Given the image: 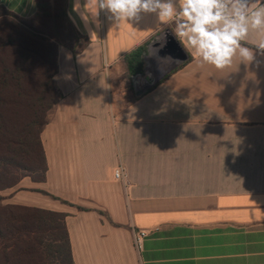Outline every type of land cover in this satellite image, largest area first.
I'll return each instance as SVG.
<instances>
[{
  "label": "crops",
  "instance_id": "obj_1",
  "mask_svg": "<svg viewBox=\"0 0 264 264\" xmlns=\"http://www.w3.org/2000/svg\"><path fill=\"white\" fill-rule=\"evenodd\" d=\"M0 5L23 19L37 11L35 0ZM66 14L78 40L57 48L61 98L41 133L46 180L23 178L4 203L66 214L75 264H264L258 30L241 42L253 62L237 54L218 71L185 50L155 81L144 59L128 78L125 56L166 29L174 35V21L143 14L117 24L95 0H67ZM139 230L148 234L141 251Z\"/></svg>",
  "mask_w": 264,
  "mask_h": 264
},
{
  "label": "trees",
  "instance_id": "obj_2",
  "mask_svg": "<svg viewBox=\"0 0 264 264\" xmlns=\"http://www.w3.org/2000/svg\"><path fill=\"white\" fill-rule=\"evenodd\" d=\"M23 19L0 5V191L23 178L44 182L41 133L61 95L54 82L57 48L74 47L67 0H35ZM146 46L125 56L128 78L143 70ZM0 264H75L66 214L4 204L0 196Z\"/></svg>",
  "mask_w": 264,
  "mask_h": 264
},
{
  "label": "clouds",
  "instance_id": "obj_3",
  "mask_svg": "<svg viewBox=\"0 0 264 264\" xmlns=\"http://www.w3.org/2000/svg\"><path fill=\"white\" fill-rule=\"evenodd\" d=\"M91 3V0H88ZM95 0L109 20L138 22L143 14H155L159 21L175 22L174 35L200 65L218 71L228 69L239 55L242 62L256 60L253 51L241 42L249 30H258L256 44L264 56V0ZM171 59V58H169ZM257 63H260L257 61Z\"/></svg>",
  "mask_w": 264,
  "mask_h": 264
},
{
  "label": "water",
  "instance_id": "obj_4",
  "mask_svg": "<svg viewBox=\"0 0 264 264\" xmlns=\"http://www.w3.org/2000/svg\"><path fill=\"white\" fill-rule=\"evenodd\" d=\"M143 59L147 63L145 70L153 72L155 81H160L182 65L188 55L172 32L166 29L147 45Z\"/></svg>",
  "mask_w": 264,
  "mask_h": 264
},
{
  "label": "built area",
  "instance_id": "obj_5",
  "mask_svg": "<svg viewBox=\"0 0 264 264\" xmlns=\"http://www.w3.org/2000/svg\"><path fill=\"white\" fill-rule=\"evenodd\" d=\"M123 176V171L121 168H117L115 171H114V177L119 180L121 179ZM147 232L144 231V230H139L138 232L135 233L134 235V239H133V242H134V246L135 248L138 250V251H141L142 248H143V244H144V241L147 237Z\"/></svg>",
  "mask_w": 264,
  "mask_h": 264
},
{
  "label": "rangeland",
  "instance_id": "obj_6",
  "mask_svg": "<svg viewBox=\"0 0 264 264\" xmlns=\"http://www.w3.org/2000/svg\"><path fill=\"white\" fill-rule=\"evenodd\" d=\"M14 188V187H13ZM11 189V188H10ZM6 190H8V189H6ZM3 191H5V190H3ZM3 191H0V196L3 198V203H4V197L2 196V192ZM5 204V203H4Z\"/></svg>",
  "mask_w": 264,
  "mask_h": 264
}]
</instances>
